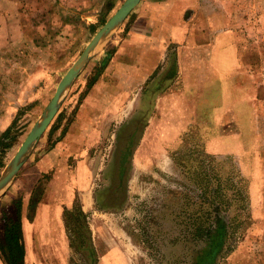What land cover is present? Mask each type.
<instances>
[{"label":"rangeland","instance_id":"obj_1","mask_svg":"<svg viewBox=\"0 0 264 264\" xmlns=\"http://www.w3.org/2000/svg\"><path fill=\"white\" fill-rule=\"evenodd\" d=\"M125 1L0 0V178L63 77ZM183 3L195 35L183 44L184 73L175 65L151 79L132 125L111 139L63 144L44 173L40 160L66 143L89 81L119 42L99 47L68 89L0 194V264H7L5 215L31 231L25 264H264V0ZM59 174L72 185L62 188L58 210L41 211V200L52 204L55 193L44 190ZM81 193L94 199L89 212Z\"/></svg>","mask_w":264,"mask_h":264},{"label":"crops","instance_id":"obj_2","mask_svg":"<svg viewBox=\"0 0 264 264\" xmlns=\"http://www.w3.org/2000/svg\"><path fill=\"white\" fill-rule=\"evenodd\" d=\"M182 3L183 0H142L126 23L121 25L119 33L110 37L111 42L117 40L119 43L111 45L114 51L109 54L101 76L90 88L80 108L79 118L67 130L64 139L66 143L59 142V147L49 150L40 160L38 167L42 172L46 173L50 164L59 157V148H63V144L70 149L77 147L76 143L80 141L83 144L90 139H111L124 132L125 125H132L137 111L142 106L141 90L145 84L154 77L173 70L175 65L179 77L184 73L186 58L183 49L188 47L183 44L187 39H193L195 35L188 28L190 22L186 17L189 8H183ZM123 32L124 34L120 35ZM59 161L58 168H62L64 159ZM63 177L59 174L47 184L44 196L51 190L55 193L54 199L51 205H46L41 200L38 203L41 211L42 206L59 209L62 188H70L72 185L70 180ZM80 195L82 210L89 212L88 207L90 200H94L93 197L89 200V194ZM37 215L34 218L36 217L35 221L38 222L41 214ZM22 230L27 241L24 243L27 259L28 252L32 250L27 239L31 231L30 229V232L26 231L25 228ZM33 232L45 235L38 230ZM51 232L52 229L49 234Z\"/></svg>","mask_w":264,"mask_h":264},{"label":"water","instance_id":"obj_3","mask_svg":"<svg viewBox=\"0 0 264 264\" xmlns=\"http://www.w3.org/2000/svg\"><path fill=\"white\" fill-rule=\"evenodd\" d=\"M141 1L142 0H126L120 9L114 14V16L106 22L102 29H100L95 34L80 57L68 70L66 75L59 83L56 93L49 103L46 111L30 131L29 135L27 136L24 143L20 146L17 154L12 159L5 173L0 178V194L21 171L27 161L29 154L36 148L38 142L41 140L43 135L57 117L64 102V95L88 66L94 52H96L99 47H101L108 39H110L114 31L127 20V18L136 9Z\"/></svg>","mask_w":264,"mask_h":264},{"label":"trees","instance_id":"obj_4","mask_svg":"<svg viewBox=\"0 0 264 264\" xmlns=\"http://www.w3.org/2000/svg\"><path fill=\"white\" fill-rule=\"evenodd\" d=\"M102 72L103 68H100L97 76L94 77L92 81H89L88 88H91L94 85ZM8 132L9 131H7V133ZM3 222L6 232L5 239L3 241V252L5 254L7 264H25L26 251L23 241V230L20 217L15 220L12 219L11 216L5 215ZM221 237L222 234L220 233L219 238L221 239ZM220 248L221 241H218L215 243V247L208 252L205 262L207 263L214 261L216 255L220 251Z\"/></svg>","mask_w":264,"mask_h":264}]
</instances>
